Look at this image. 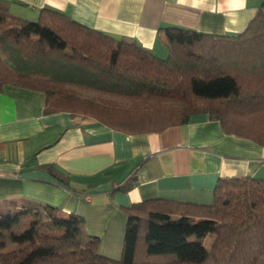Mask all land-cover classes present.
I'll list each match as a JSON object with an SVG mask.
<instances>
[{"label": "trees", "instance_id": "trees-1", "mask_svg": "<svg viewBox=\"0 0 264 264\" xmlns=\"http://www.w3.org/2000/svg\"><path fill=\"white\" fill-rule=\"evenodd\" d=\"M164 32L168 53L160 58L57 10L42 8L28 20L0 8V91L5 84L40 90L45 113H80L127 132L162 130L204 112L225 133L264 146V3L235 34ZM9 202L15 209L0 214V229L20 215L33 219L10 231L15 248L3 250L0 236L1 264H264L260 177L219 178L210 203L152 198L132 205L117 259L98 252L80 216Z\"/></svg>", "mask_w": 264, "mask_h": 264}, {"label": "crops", "instance_id": "crops-1", "mask_svg": "<svg viewBox=\"0 0 264 264\" xmlns=\"http://www.w3.org/2000/svg\"><path fill=\"white\" fill-rule=\"evenodd\" d=\"M262 3L0 0V8L28 20L37 19L42 8L57 10L115 39L135 40L164 58V28L235 34ZM44 101L40 90L12 84L1 88L0 212L12 211L9 201L15 200L52 205L63 217L80 216L82 231L98 239V252L111 258L120 256L126 209L132 205L152 198L210 203L219 178H264V146L225 133L204 112L162 130L127 132L80 113H45Z\"/></svg>", "mask_w": 264, "mask_h": 264}, {"label": "rangeland", "instance_id": "rangeland-1", "mask_svg": "<svg viewBox=\"0 0 264 264\" xmlns=\"http://www.w3.org/2000/svg\"><path fill=\"white\" fill-rule=\"evenodd\" d=\"M3 209H7V207L3 208ZM11 209H15V208H13L11 206ZM32 219H33L32 214L20 215L18 217V220L14 224L11 225L10 229H0L1 239L5 243L4 247H2L3 250H10L12 248H15L14 247L15 243L12 242V239H11V236H10V231L11 230H15V231H19L20 232V231L24 230L25 228H27L30 225V222H31ZM191 239H195V237L191 236ZM211 239H212V234H210L206 238H204L203 242L206 245H209V242L211 241Z\"/></svg>", "mask_w": 264, "mask_h": 264}]
</instances>
